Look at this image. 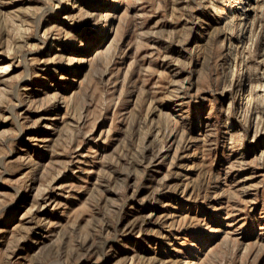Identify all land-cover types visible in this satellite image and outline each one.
<instances>
[{"label": "rangeland", "instance_id": "obj_1", "mask_svg": "<svg viewBox=\"0 0 264 264\" xmlns=\"http://www.w3.org/2000/svg\"><path fill=\"white\" fill-rule=\"evenodd\" d=\"M0 264H264V0H0Z\"/></svg>", "mask_w": 264, "mask_h": 264}, {"label": "bare ground", "instance_id": "obj_2", "mask_svg": "<svg viewBox=\"0 0 264 264\" xmlns=\"http://www.w3.org/2000/svg\"><path fill=\"white\" fill-rule=\"evenodd\" d=\"M230 52L232 53L231 55L232 56H234V54H235V52H234V44H233V46L231 47V49H230ZM237 52V51H236ZM145 144V143H144ZM160 150V149H159ZM138 151V150H137ZM143 151V150H142ZM146 151V150H145ZM153 151V150H152ZM140 152V151H139ZM144 153V152H143ZM139 154H141V153H139ZM159 154V153H158ZM144 155V154H143ZM154 155V154H153ZM157 155V154H156ZM158 156V155H157ZM157 156H156V158H157ZM126 158V157H125ZM155 158V157H154ZM116 160V159H115ZM130 161V160H129ZM142 161V160H141ZM138 163V162H137ZM114 164V163H113ZM127 165V164H126ZM128 165H129V163H128ZM134 165V164H133ZM124 168V167H123ZM126 168V167H125ZM124 168V169H125ZM134 169V168H133ZM120 171V170H119ZM127 171H129V170H127ZM131 171H132V169H131ZM130 172V171H129ZM127 173V172H126ZM127 177V176H126ZM119 178V177H118ZM108 185V184H107ZM113 210V209H112ZM109 211V210H108ZM105 222V221H104ZM100 225V224H99ZM111 225V224H110ZM103 227H104V225H103ZM111 227V226H110ZM106 229V228H105ZM124 230V229H123ZM102 237V236H101ZM100 237V238H101ZM103 238V237H102ZM88 239V238H87ZM81 241V240H80ZM93 247V246H92ZM91 249V248H90ZM80 253V252H79ZM78 253V254H79ZM82 253V252H81ZM84 254V253H83ZM86 254V253H85ZM88 256V255H87Z\"/></svg>", "mask_w": 264, "mask_h": 264}]
</instances>
